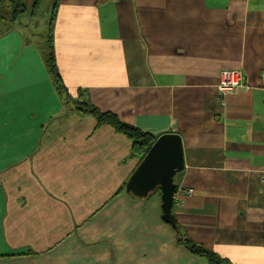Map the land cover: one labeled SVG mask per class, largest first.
I'll use <instances>...</instances> for the list:
<instances>
[{
	"label": "crops",
	"instance_id": "0c3cea01",
	"mask_svg": "<svg viewBox=\"0 0 264 264\" xmlns=\"http://www.w3.org/2000/svg\"><path fill=\"white\" fill-rule=\"evenodd\" d=\"M54 48L73 97L181 135L172 210L187 237L264 264V0H59ZM226 68L252 88L223 98ZM96 125L65 113L37 49L0 38V264H205L177 243L160 196L115 194L140 159Z\"/></svg>",
	"mask_w": 264,
	"mask_h": 264
},
{
	"label": "trees",
	"instance_id": "16d2710c",
	"mask_svg": "<svg viewBox=\"0 0 264 264\" xmlns=\"http://www.w3.org/2000/svg\"><path fill=\"white\" fill-rule=\"evenodd\" d=\"M44 0H0V38L16 31L17 22L30 10L31 15L40 7ZM59 0H53L52 12L49 19L48 27L44 42H38L40 58L45 66L54 86V90L60 101L63 102L65 113L77 112L80 115H91L96 121V128L108 124L117 132L124 134L132 142V151L130 157H138L140 161L144 158L151 146L158 137L145 133L140 129L121 121L115 114L110 112H101L95 106L90 105L87 101L86 94L82 90L76 91L75 97L71 95L63 84L58 66L56 64L54 48V24L57 16ZM23 45L31 46L29 42ZM126 182L116 191V195L125 191ZM177 191V189H176ZM175 191V192H176ZM129 195L133 196L131 193ZM160 196V189L157 188L149 196ZM177 233V243L184 245L197 255H205L208 258V264H230L222 259L219 255L209 251L202 245H199L187 237L184 229L177 223L174 227Z\"/></svg>",
	"mask_w": 264,
	"mask_h": 264
},
{
	"label": "water",
	"instance_id": "95a60500",
	"mask_svg": "<svg viewBox=\"0 0 264 264\" xmlns=\"http://www.w3.org/2000/svg\"><path fill=\"white\" fill-rule=\"evenodd\" d=\"M185 168L184 145L181 135H160L126 182L125 191L138 198L148 197L160 189L162 219L175 227L173 213L177 188L175 176Z\"/></svg>",
	"mask_w": 264,
	"mask_h": 264
},
{
	"label": "rangeland",
	"instance_id": "374dc122",
	"mask_svg": "<svg viewBox=\"0 0 264 264\" xmlns=\"http://www.w3.org/2000/svg\"><path fill=\"white\" fill-rule=\"evenodd\" d=\"M28 1L31 2L32 0H28ZM52 5H53V0H44L42 4L40 5V7L35 12V15H31L30 10H29V12L23 15V17L17 22L15 27L20 37H22V44L29 42V44H32L31 47H34L35 49H37L36 44L38 42H41V43L44 42L49 19H50L51 12H52ZM238 69L240 68H226L220 71L219 81L216 86L217 91H218V86L221 82V79L223 78L222 71L223 70L232 71V70H238ZM201 260L205 264L209 263L208 258L205 255L202 256ZM111 264H137V263L125 261V263L113 262Z\"/></svg>",
	"mask_w": 264,
	"mask_h": 264
},
{
	"label": "built area",
	"instance_id": "2783aa9c",
	"mask_svg": "<svg viewBox=\"0 0 264 264\" xmlns=\"http://www.w3.org/2000/svg\"><path fill=\"white\" fill-rule=\"evenodd\" d=\"M223 78L218 86V92L223 98L229 95L238 94L243 90H250L252 86L245 80V74L241 69L223 70ZM264 79V72L262 73ZM191 193L192 190H189ZM175 199V195H174Z\"/></svg>",
	"mask_w": 264,
	"mask_h": 264
}]
</instances>
